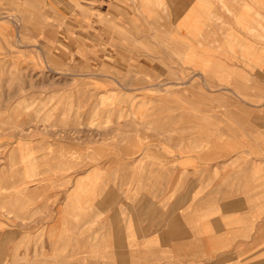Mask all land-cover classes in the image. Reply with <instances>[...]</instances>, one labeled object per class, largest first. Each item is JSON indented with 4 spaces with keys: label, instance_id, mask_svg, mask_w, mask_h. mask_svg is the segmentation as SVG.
Listing matches in <instances>:
<instances>
[{
    "label": "crops",
    "instance_id": "crops-1",
    "mask_svg": "<svg viewBox=\"0 0 264 264\" xmlns=\"http://www.w3.org/2000/svg\"><path fill=\"white\" fill-rule=\"evenodd\" d=\"M1 10L27 18L40 104L101 128L31 139L0 171V264H264V0Z\"/></svg>",
    "mask_w": 264,
    "mask_h": 264
},
{
    "label": "rangeland",
    "instance_id": "rangeland-1",
    "mask_svg": "<svg viewBox=\"0 0 264 264\" xmlns=\"http://www.w3.org/2000/svg\"><path fill=\"white\" fill-rule=\"evenodd\" d=\"M26 19L14 11H0V171L5 177L9 175L8 172H15L14 168H6L7 162L20 161L24 164L34 160V156L38 155L29 152L28 147H24L31 139L39 140L41 136L48 135L49 142L50 140L55 142L57 133L60 134L63 131L66 133L68 129H74L75 135L83 138L87 135L89 123L93 128L95 124L97 129L101 128L99 126L101 122L54 120L57 106L53 98H49L47 104H40L39 93L48 88L43 90L38 84L41 80L45 81L47 77L45 74L26 71L31 60L36 64H40L41 61L39 52H36L38 54L33 57L24 55V49L29 45L22 37ZM49 76L52 78L51 75ZM31 83L33 85L30 88ZM48 91L52 92L55 89H48ZM67 107V109L63 107L59 110L61 115L70 112L71 106ZM41 116L44 117L43 120L40 119ZM67 117L69 115H63V118ZM63 137L67 140L72 135L68 131ZM67 143L71 144V140ZM48 150V160H54L55 152L51 151L50 147ZM87 155L86 151L72 154L65 148L63 159L65 162L72 159L82 161L87 159ZM11 166H14L13 163ZM38 171L36 169L32 175H36ZM54 171L49 168V175Z\"/></svg>",
    "mask_w": 264,
    "mask_h": 264
},
{
    "label": "bare ground",
    "instance_id": "bare-ground-1",
    "mask_svg": "<svg viewBox=\"0 0 264 264\" xmlns=\"http://www.w3.org/2000/svg\"><path fill=\"white\" fill-rule=\"evenodd\" d=\"M182 46V45H181Z\"/></svg>",
    "mask_w": 264,
    "mask_h": 264
}]
</instances>
